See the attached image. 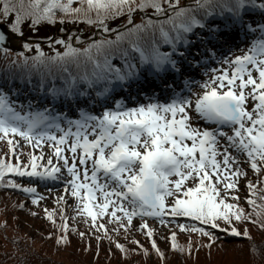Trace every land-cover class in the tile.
Segmentation results:
<instances>
[{
  "label": "snow or ice",
  "instance_id": "obj_1",
  "mask_svg": "<svg viewBox=\"0 0 264 264\" xmlns=\"http://www.w3.org/2000/svg\"><path fill=\"white\" fill-rule=\"evenodd\" d=\"M0 61V189L44 221L7 259L264 264V0H0Z\"/></svg>",
  "mask_w": 264,
  "mask_h": 264
},
{
  "label": "rangeland",
  "instance_id": "obj_2",
  "mask_svg": "<svg viewBox=\"0 0 264 264\" xmlns=\"http://www.w3.org/2000/svg\"><path fill=\"white\" fill-rule=\"evenodd\" d=\"M81 27L83 29H85V33L88 34V30H87L86 26L82 24ZM53 32H54V29L51 27L41 28L40 32L37 33L34 38L39 39L42 36H44L45 34H52ZM25 35H29V33H27V31H26ZM42 47L44 48L45 51H48L47 45H42ZM0 190H1L0 191V220L8 219L9 225H16V224L19 225V229H18L17 233H14L12 227H9L7 230L0 229V246H1V249L4 253L8 252L9 254H11L13 251V248H14V245L12 244L11 240H12V237L14 234H19V235L23 236L24 233H28L29 235H34L35 229L39 228V229L43 230V228L38 227V222H39V220H41L40 218H32L28 214H20V213L18 214L17 212H15L13 210V208H10V207H7L6 212L2 211L5 208V205L7 202L5 201L6 200L5 194L6 193H4V191L2 189H0ZM39 190L41 192L47 194L44 187H40ZM60 190H61L60 186L57 185L55 188H53V195L59 193ZM244 190L245 189L242 187L240 190V193H239L243 197H245ZM48 203L51 204V198L49 199ZM14 216H18L19 219L18 220L13 219ZM150 223H152V222L150 221ZM5 231L7 232V235H8L7 240L5 239ZM161 234L162 235L166 234V230L161 228ZM138 238L142 240L143 237L138 236ZM158 244L160 245V247H162L164 249L167 248V245L163 241L158 240ZM24 246H29L26 241L23 245H20L19 247L22 248ZM29 247H30V249L27 248L28 250L31 251V249L34 248L37 250L36 254H39L40 256H46L47 255V257H50L56 261H59V260L67 261V260H69L68 256H69V253L71 252V249H65L62 252H57L54 250L53 243L50 240L44 241L43 243H41V241L38 238H37L36 244L31 245ZM101 249L103 251L102 253L105 254L104 253V246H102ZM72 253H74V252H72ZM74 254L77 255L78 253H74ZM230 255H232V256H231L230 260H227V261H235L236 264L242 263V261H239V260H236L235 258H233V256L235 255L234 253H232ZM19 256H20V253L17 252L15 257L13 258V260H16V259L22 260L23 256H20V257ZM77 256L80 257V260H82V262L85 264H106L104 262L98 263V262H96V260H93V256L91 253H88L86 255L83 254L82 257L79 255H77ZM135 259L137 260L138 264H150V263L156 264L155 259H153V258L148 259L146 262H145L143 257H136ZM124 262L125 261H121L120 259H118V257L117 258L115 257L114 259H112V262L110 264H131L130 261H126L125 263Z\"/></svg>",
  "mask_w": 264,
  "mask_h": 264
},
{
  "label": "trees",
  "instance_id": "obj_3",
  "mask_svg": "<svg viewBox=\"0 0 264 264\" xmlns=\"http://www.w3.org/2000/svg\"><path fill=\"white\" fill-rule=\"evenodd\" d=\"M80 27H81V25H80ZM0 63H2V61H0ZM3 150H6V146H4L2 144V142H0V151H3ZM250 175H251V173H250ZM252 179L255 181L256 177L255 176H252ZM23 182L24 183H28L27 180L26 181L24 180ZM3 191H4V193H6L5 194V198H6L5 201L7 202L6 205L8 207H10V208H13L12 207V201L13 200H15V201L18 202L20 200H24L25 199V196L23 194L19 193V192H12V191H6V190H3ZM244 195L247 196V192L245 190H244ZM241 197L243 198V196H241ZM241 203H244V200L243 199L241 200ZM244 206H245V208L247 210L248 205L246 203H244ZM15 212H17L18 214L19 213L20 214H27L25 212H18V211H15ZM38 227H41V228L44 227V221L42 219L39 220ZM142 240H143V238H142ZM181 240H183V237H181ZM24 243H25V241L24 240H21L20 245H23ZM239 243H240L239 240H236V241H232L231 242V244H239ZM80 244H81V242L78 240V238L72 237V247L69 248V249H71V252L69 253L68 258L69 259L77 260V261L80 262V264H85V263L82 262V260H80V257L77 256V255H79V256L82 257L83 253H78L77 255L74 254V253H76L75 252V249L77 247H79ZM27 248L30 249L29 246H24V247L20 248L21 251H23L25 253V255L23 256V259L22 260H17V259L16 260H13V259H7L3 255L4 252L2 251L1 246H0V264H54V262H58V261H56V260H54V259H52L50 257H47V255L46 256H40L39 254H36L37 252L33 253L32 251L28 250ZM165 251H166V255H168V257H169V259L167 260L166 264H220V262L222 260H226V261L227 260H230V258L232 256L230 254H232V253L235 254L233 256V258H235L236 260L242 261V263H240V264H248V260H249V257H248V255H247L246 252H243V251L238 250L237 248H231V247H230V251L228 252L227 256H224L222 253H218V252H215L214 251L213 252V255L209 258V257H207V255H206L205 252L201 251L198 254V257L195 259L194 262L192 260L185 261V258L184 257H181L178 254L169 252L167 248H165ZM72 252H74V253H72ZM102 252L103 251L101 249L100 258L97 259L96 262H98V263L99 262H104L106 264H110L112 262V259H114V258H111V259L106 258L105 257V254H103ZM117 257L119 259V254L118 253L116 255V258ZM153 259H155V258H153ZM59 261H63V260H59ZM155 262H156V260H155Z\"/></svg>",
  "mask_w": 264,
  "mask_h": 264
},
{
  "label": "water",
  "instance_id": "obj_4",
  "mask_svg": "<svg viewBox=\"0 0 264 264\" xmlns=\"http://www.w3.org/2000/svg\"><path fill=\"white\" fill-rule=\"evenodd\" d=\"M15 43V41H13Z\"/></svg>",
  "mask_w": 264,
  "mask_h": 264
}]
</instances>
